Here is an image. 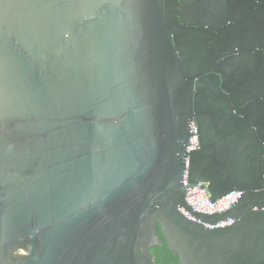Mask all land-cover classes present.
I'll return each mask as SVG.
<instances>
[{
	"label": "water",
	"instance_id": "obj_1",
	"mask_svg": "<svg viewBox=\"0 0 264 264\" xmlns=\"http://www.w3.org/2000/svg\"><path fill=\"white\" fill-rule=\"evenodd\" d=\"M236 1L222 81L214 0H0V264H156L159 225L181 264H264V0Z\"/></svg>",
	"mask_w": 264,
	"mask_h": 264
},
{
	"label": "flooded vegetation",
	"instance_id": "obj_2",
	"mask_svg": "<svg viewBox=\"0 0 264 264\" xmlns=\"http://www.w3.org/2000/svg\"><path fill=\"white\" fill-rule=\"evenodd\" d=\"M230 1L231 0H214V12L215 18L214 24L211 27L204 25L203 28L210 32L209 35V47H214V67L211 70L212 74H217L221 77L223 81V75L229 81L236 79L237 81L242 80L246 74V68L243 66L242 59L237 58L242 53V18H241V5L235 0L234 1V10L233 17L229 18L230 15ZM232 2V1H231ZM241 8V9H240ZM180 22H182L180 20ZM200 28V25L194 26ZM202 28V27H201ZM231 34L232 36L227 37L223 40L222 34ZM233 41L234 43L226 48L224 43ZM217 46H220L219 50ZM225 50H224V49ZM220 66L222 73H217L216 69ZM252 100H246L238 109L246 108ZM236 112H239L236 110ZM195 125L198 126V123L195 122ZM161 230V231H159ZM158 234L160 235V245L164 244V234L162 227L158 226ZM155 259V258H154ZM156 262V261H155ZM178 264H181L179 258Z\"/></svg>",
	"mask_w": 264,
	"mask_h": 264
},
{
	"label": "built area",
	"instance_id": "obj_3",
	"mask_svg": "<svg viewBox=\"0 0 264 264\" xmlns=\"http://www.w3.org/2000/svg\"><path fill=\"white\" fill-rule=\"evenodd\" d=\"M195 129L196 127L194 126L193 128L194 132L196 131ZM198 147H199V141L196 137H194L192 139V147L189 148V151L195 150ZM185 184L186 186H188L187 201L189 205L197 212L203 214H216V213L224 212L229 208H231L239 200L241 196L240 192H232L229 195L223 197L222 199L217 200L216 202H212L211 195L209 194L206 185L197 184L194 186H189L187 181H185ZM182 211L183 213H185L187 217L191 218V216L188 213H186L184 210ZM229 224H231V221L226 223H221L216 227H224Z\"/></svg>",
	"mask_w": 264,
	"mask_h": 264
},
{
	"label": "trees",
	"instance_id": "obj_4",
	"mask_svg": "<svg viewBox=\"0 0 264 264\" xmlns=\"http://www.w3.org/2000/svg\"><path fill=\"white\" fill-rule=\"evenodd\" d=\"M164 241V244L151 249L156 264H178L179 257L172 252L165 238Z\"/></svg>",
	"mask_w": 264,
	"mask_h": 264
}]
</instances>
